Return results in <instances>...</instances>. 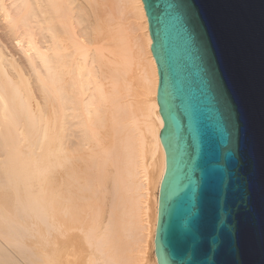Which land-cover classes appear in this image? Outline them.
<instances>
[{"label": "bare ground", "instance_id": "1", "mask_svg": "<svg viewBox=\"0 0 264 264\" xmlns=\"http://www.w3.org/2000/svg\"><path fill=\"white\" fill-rule=\"evenodd\" d=\"M114 1L0 0V264H158V72Z\"/></svg>", "mask_w": 264, "mask_h": 264}, {"label": "water", "instance_id": "2", "mask_svg": "<svg viewBox=\"0 0 264 264\" xmlns=\"http://www.w3.org/2000/svg\"><path fill=\"white\" fill-rule=\"evenodd\" d=\"M165 173L158 264H264V0H142Z\"/></svg>", "mask_w": 264, "mask_h": 264}, {"label": "rangeland", "instance_id": "3", "mask_svg": "<svg viewBox=\"0 0 264 264\" xmlns=\"http://www.w3.org/2000/svg\"><path fill=\"white\" fill-rule=\"evenodd\" d=\"M103 1H105V0H103ZM107 2H108V3L110 2L109 5L112 7V5H113V3H114L115 1H114V0H113V1H112V0H108V1L106 0L105 5H106ZM112 2H113V3H112ZM103 3H104V2H103ZM107 5H108V4H107ZM107 5H106V7H107ZM110 6H109V7H110ZM113 6L115 7V3H114ZM104 7H105V6H104ZM104 7H103V8H100V10L103 9V10H101L102 12L100 13L102 17H104V13H106L105 11H107L108 8H109V7H107V8H104ZM106 9H107V10H106ZM111 9H113V8H111ZM104 10H105V11H104ZM109 10H110V9H109ZM103 12H104V13H103ZM101 36H102V35H101Z\"/></svg>", "mask_w": 264, "mask_h": 264}]
</instances>
